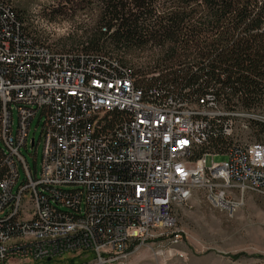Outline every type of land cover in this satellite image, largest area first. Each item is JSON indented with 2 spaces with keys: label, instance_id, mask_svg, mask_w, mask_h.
I'll list each match as a JSON object with an SVG mask.
<instances>
[{
  "label": "built area",
  "instance_id": "2783aa9c",
  "mask_svg": "<svg viewBox=\"0 0 264 264\" xmlns=\"http://www.w3.org/2000/svg\"><path fill=\"white\" fill-rule=\"evenodd\" d=\"M15 23L0 8V241L20 235L0 264H125L159 239L177 245L175 209L196 192L229 218L248 194L264 197V142L242 135L264 115L141 88L103 54L46 53L19 40ZM37 117L40 172L37 149L34 169L22 154ZM218 135L227 159L208 165ZM33 234L40 242L25 244Z\"/></svg>",
  "mask_w": 264,
  "mask_h": 264
},
{
  "label": "trees",
  "instance_id": "16d2710c",
  "mask_svg": "<svg viewBox=\"0 0 264 264\" xmlns=\"http://www.w3.org/2000/svg\"><path fill=\"white\" fill-rule=\"evenodd\" d=\"M69 4L72 18L96 6L95 0ZM101 4L103 14L90 38H72L67 40L69 47H52L64 53L106 55L120 69L131 70L137 84L147 90L188 101L210 95L227 111L264 115V0H101ZM0 8L13 10L22 32L47 42L9 0H0ZM65 10L52 13L66 16ZM251 130L258 136L264 125L253 122ZM210 147L220 153L228 145L219 136Z\"/></svg>",
  "mask_w": 264,
  "mask_h": 264
},
{
  "label": "rangeland",
  "instance_id": "374dc122",
  "mask_svg": "<svg viewBox=\"0 0 264 264\" xmlns=\"http://www.w3.org/2000/svg\"><path fill=\"white\" fill-rule=\"evenodd\" d=\"M9 1L14 5L18 14L26 17L33 25L34 17L30 9L37 5L38 0ZM71 7L69 0H56L55 6L44 7L41 14L51 22V15H56V19L74 15V10H69ZM61 9L62 11L68 9V14L65 16L52 13ZM67 40L55 43H50L47 40V42L59 46L66 44V47H69L72 45L71 42H68L71 39ZM13 119V129L16 130L17 111H14ZM37 123L38 117L32 123L28 142L29 151L23 148L22 154L34 169V153L37 149V170L40 172L43 143L38 144L41 127H37ZM242 135L246 138L249 137V142H264V133L256 136L248 130L244 131ZM33 138L35 139L34 148L31 147ZM225 152H216L220 156L212 159L208 157L207 164L210 165L212 161L216 163L226 161ZM22 176H24L23 172ZM200 196L201 194L196 192L194 198L187 205L175 209L176 227L180 232V241L177 245H170L167 238L159 239L132 252L125 264H264V197L248 194L244 206L233 218H229L225 213L210 209L200 199ZM173 246H175L173 249L177 251V254L169 256L162 252V254L159 253L168 251ZM92 259L93 257H90L86 261ZM70 262L81 261L71 256H65L50 263L37 262L34 264H70Z\"/></svg>",
  "mask_w": 264,
  "mask_h": 264
},
{
  "label": "clouds",
  "instance_id": "9594fccd",
  "mask_svg": "<svg viewBox=\"0 0 264 264\" xmlns=\"http://www.w3.org/2000/svg\"><path fill=\"white\" fill-rule=\"evenodd\" d=\"M95 2L96 6L87 13H78L75 18L58 17L50 22L41 13L44 7L55 6L56 0H38L37 5L30 9L34 17L33 25L50 43L72 38L87 40L96 31L103 14L101 0Z\"/></svg>",
  "mask_w": 264,
  "mask_h": 264
},
{
  "label": "bare ground",
  "instance_id": "6f19581e",
  "mask_svg": "<svg viewBox=\"0 0 264 264\" xmlns=\"http://www.w3.org/2000/svg\"><path fill=\"white\" fill-rule=\"evenodd\" d=\"M7 9L9 10V8ZM15 26L17 30L21 31L19 32V40H27L28 46L40 45V50H45L46 53H64V52H59L55 47H52V45L49 44L48 42L45 43L43 40L36 41L32 35L22 32V28L19 27L18 24H16ZM68 53H73V56H80L84 54L79 51L68 52ZM110 61L114 62L113 60ZM118 68L120 67L118 66ZM19 242H20V235L5 236L4 239L0 241V248H7V246L10 245H17V243ZM35 242H40V234H33V236H25V244H35Z\"/></svg>",
  "mask_w": 264,
  "mask_h": 264
}]
</instances>
